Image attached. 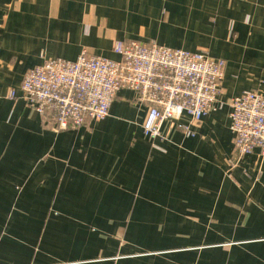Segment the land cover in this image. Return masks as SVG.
I'll list each match as a JSON object with an SVG mask.
<instances>
[{
	"label": "crops",
	"instance_id": "0c3cea01",
	"mask_svg": "<svg viewBox=\"0 0 264 264\" xmlns=\"http://www.w3.org/2000/svg\"><path fill=\"white\" fill-rule=\"evenodd\" d=\"M118 41L224 59V106L151 140L132 90L77 130L21 98L29 70L118 61ZM245 91L264 98V0H0V264H264V161L233 167L227 104Z\"/></svg>",
	"mask_w": 264,
	"mask_h": 264
},
{
	"label": "built area",
	"instance_id": "2783aa9c",
	"mask_svg": "<svg viewBox=\"0 0 264 264\" xmlns=\"http://www.w3.org/2000/svg\"><path fill=\"white\" fill-rule=\"evenodd\" d=\"M113 61L84 51L76 61L55 59L29 70L21 83V98L55 130L81 129L109 117L118 93L132 90L147 108L143 123L151 140L162 137L166 122L177 124L188 137L225 103L220 100L227 62L208 53L174 50L155 42L118 41ZM10 98H17L12 91ZM235 168L258 151L264 161V98L245 91L230 100ZM189 125L181 123L184 117Z\"/></svg>",
	"mask_w": 264,
	"mask_h": 264
}]
</instances>
